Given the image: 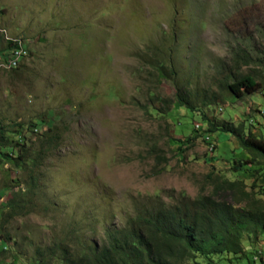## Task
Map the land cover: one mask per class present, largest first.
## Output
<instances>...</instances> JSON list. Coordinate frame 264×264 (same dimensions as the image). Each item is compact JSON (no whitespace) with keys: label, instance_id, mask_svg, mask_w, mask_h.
<instances>
[{"label":"rangeland","instance_id":"rangeland-1","mask_svg":"<svg viewBox=\"0 0 264 264\" xmlns=\"http://www.w3.org/2000/svg\"><path fill=\"white\" fill-rule=\"evenodd\" d=\"M14 41L28 52L9 70ZM1 55L0 125H24L30 150L53 145L31 191L27 176L0 166V219L14 193L25 195L6 227L12 240H0V264H31L35 248L57 239L75 253L101 246L108 229L157 197L171 205L182 193L212 195L217 177L244 180L264 202V166L248 163L231 134L196 129H208L205 113L264 139V91L241 100L223 85L264 56V0H0ZM166 55L170 78L156 69ZM261 242L244 234L243 255L212 264H264Z\"/></svg>","mask_w":264,"mask_h":264},{"label":"trees","instance_id":"trees-1","mask_svg":"<svg viewBox=\"0 0 264 264\" xmlns=\"http://www.w3.org/2000/svg\"><path fill=\"white\" fill-rule=\"evenodd\" d=\"M10 53L3 60L7 61ZM246 58L244 53L237 55L235 65L247 62ZM171 62V57L166 55L163 61L156 64V69L170 78L168 73H174ZM256 66V70L247 74H232L223 83L225 89L230 92L237 89L235 95L241 100L264 91V56L256 62ZM177 103L190 111L195 108L187 106L179 95ZM152 111L164 117L159 109L153 108ZM202 121L208 125L204 132L211 135L218 131L231 134L249 155L248 163L258 162L264 166V139L247 132L244 124L235 125L230 121L217 123L207 119L205 113ZM15 126V130H10L0 125V166L8 164L10 169L27 176L31 181V191L37 186L43 158H48L49 147L53 143L47 138L40 143L38 150H30V146L23 141L27 129L22 124ZM10 133L12 138L7 137ZM191 140L187 139L186 143ZM32 152H37L35 157L31 156ZM238 166L241 164L238 163ZM238 166L233 169L237 170ZM214 185L212 195L191 199L182 193L171 205L157 197L152 205L141 209L123 227L108 229L101 246L85 247L75 253L73 247L57 239L46 248H35L31 264H200L197 261L199 257L212 264L213 256L243 255L244 234L253 236L255 240L264 237V202L257 199L252 190L248 191L244 180L229 181L217 177ZM220 193L223 197L218 196ZM24 197L23 192L14 193L7 204L8 210L0 219V240L5 244L12 240L6 227L18 212L22 213L24 205L20 202ZM242 202L246 203L244 207L235 206Z\"/></svg>","mask_w":264,"mask_h":264},{"label":"bare ground","instance_id":"bare-ground-1","mask_svg":"<svg viewBox=\"0 0 264 264\" xmlns=\"http://www.w3.org/2000/svg\"><path fill=\"white\" fill-rule=\"evenodd\" d=\"M13 47L11 48V53H10V58L7 59V61L4 60V62H6L5 65L8 66L9 68V64L8 63H11L13 61V56H20V46H21V53H22V56H27V49L25 46L21 45L20 42H11ZM23 58H26V57H19V60H17L16 62V68L19 66V63L21 62V60ZM1 61V60H0ZM4 65V66H5ZM2 66V65H1ZM3 66V67H4ZM6 67V66H5ZM205 140L208 141V145H209V150L212 151L214 150V144L212 143L211 141V137L209 135H206L205 136Z\"/></svg>","mask_w":264,"mask_h":264},{"label":"built area","instance_id":"built-area-1","mask_svg":"<svg viewBox=\"0 0 264 264\" xmlns=\"http://www.w3.org/2000/svg\"><path fill=\"white\" fill-rule=\"evenodd\" d=\"M11 52V50L9 51ZM19 57H26V56H22V53H21V46H20V56H13V61L11 63H8L9 64V70H12V69H16V62L17 60H19ZM196 129L200 132H202L203 134H206L207 132H204L202 130V126L201 125H196ZM209 148V147H208ZM6 248L3 247V250H5Z\"/></svg>","mask_w":264,"mask_h":264},{"label":"crops","instance_id":"crops-1","mask_svg":"<svg viewBox=\"0 0 264 264\" xmlns=\"http://www.w3.org/2000/svg\"><path fill=\"white\" fill-rule=\"evenodd\" d=\"M262 243H264V242H261V244H262ZM3 247L6 248V245L4 244ZM3 251H4V250L0 251V253L3 252ZM258 257H260L261 261L264 263V257L262 256L261 253H259V256H257L256 259H257Z\"/></svg>","mask_w":264,"mask_h":264}]
</instances>
